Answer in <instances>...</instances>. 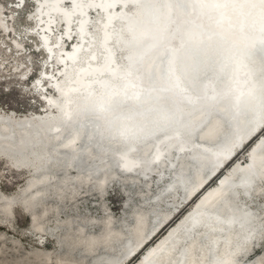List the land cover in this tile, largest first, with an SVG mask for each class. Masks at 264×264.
Listing matches in <instances>:
<instances>
[{
  "label": "bare ground",
  "instance_id": "bare-ground-1",
  "mask_svg": "<svg viewBox=\"0 0 264 264\" xmlns=\"http://www.w3.org/2000/svg\"><path fill=\"white\" fill-rule=\"evenodd\" d=\"M148 1H154L156 5H158L161 13L155 33L162 34L163 25H168V28L165 32V38L161 41L159 47L153 51L151 58H149V55H146L143 64L133 70L131 59L129 58L133 48L125 46L132 44L138 32H142V30L136 27L137 21L151 17V13L149 12L151 9L146 8ZM14 2L16 3L11 4L12 11L26 6L25 0H15ZM32 2L34 9L30 12L33 18L29 33L30 37L36 39L35 49L44 54L46 59L45 63L51 62L53 64H58V67L48 65L47 68H45L44 63L41 73L33 80L36 88L41 87L43 90L41 94L45 100L42 104L43 109L36 112L34 115H44L50 109L53 111L56 109L58 112L57 115L51 114L39 119L48 120V123L44 126V132L56 140L52 146L53 150H56L55 146L68 147V150L66 149L63 155V163H69L70 165H68L67 169L70 168V170H73V176H76L73 178L72 182H70L73 185V187H70L72 195L70 200H75L81 189L83 187H89L92 183L90 180L97 177L99 179L97 184L99 188H101L98 189V191L99 193L104 192L106 187V185H104L106 182V175L98 174L93 177L92 172L96 170L98 165H103L106 162L104 158H106L108 154L111 155L113 152L117 153L110 159L116 162L119 157L125 158V160H127L126 163L123 159H120V161L127 166H133L141 160L144 161L145 165H148L156 156L164 154L170 147L172 151H169L170 155H166V159H164L162 163L172 155L174 148L178 150L187 149L184 151V154L187 153L196 156L207 155L212 163H219L217 166L213 165L210 169L201 173L194 171V173H192L193 178L191 179L193 181L190 183L184 200L190 199L185 203H183V200L182 204L177 205L175 212L171 210L163 214L159 223L147 228V219L145 220L146 217L144 216V218L141 214L136 219V226L133 234L135 241H132L133 244L130 245L129 249L124 254L128 256V258L125 262H123V260H118L116 264H127L142 251V256H140L135 264H237L249 258L255 250V247L253 249L254 244L252 241V237H255L254 232L260 233L261 226L264 225V210L262 208H255V210L252 206L247 204V199H241L240 195L236 192H230L229 187L234 188L240 185L245 191L253 188L255 194L261 196L264 194L262 190L264 180H261V182L251 187H248L250 185H246L245 177L243 176L237 175L229 184L227 180L235 174L234 172L236 170L247 171V169L251 168L255 149L264 142V133H262L264 125L239 149L236 148V144L254 131L253 129L257 127L255 125L264 115V111H260L257 115L252 112L250 114V123H248L247 127L243 131L238 130L230 134L229 138L223 143L208 142L207 138L219 132L217 123L219 121L217 118L220 115L219 112H221V114H226V120L233 118V116H235L232 108L235 104L234 101L241 92L249 89L257 82L256 80H247V77H249L247 67L250 70L252 67L251 64L248 62L247 67H242V64L244 65L247 62L246 54H249L251 47L249 49L247 45H238L239 47L235 49L231 45L232 39H230V36L225 37L217 33L212 35L213 37L211 38L210 35L206 42V45L208 44L210 49L204 50L207 53L208 59L203 61L204 64L199 65L200 68L198 72L195 73L197 75L193 86L195 88L197 86V88L193 90L186 82L177 83L175 75L171 77L169 73L171 67L170 53H173L175 50H180V53L186 54L185 46L180 49L182 37L178 35L175 36L177 31L176 26L179 22H182L185 28L189 27L191 24L184 17H179L177 12L179 13V11L183 9V12L188 11L190 14L195 13L194 6L196 0H187L186 6L181 7V9H179V6L178 10H175L177 11L176 13H174V9H170L169 0H32ZM181 2H183V0H181ZM143 9L145 11L141 12ZM92 13H94V15H92ZM0 20L2 27L9 31L10 25L4 22V17H0ZM168 20L172 21L171 26L167 23ZM216 23L217 21L215 18H212L209 22V27L212 28L213 31H216L213 27L218 26ZM13 29L14 30L9 32V35H11L13 31H15L17 35L18 30L15 28ZM59 30H61V32H59ZM251 32L254 33L256 30L254 29ZM16 35L13 36L14 45L17 47L16 51L21 52V55L27 56V47L24 46L25 39ZM171 38H173V40L170 42ZM150 40L153 41V38L148 36L142 38V42L136 49L145 47L149 44ZM67 42H70L68 47H66ZM229 47L232 48L229 52H226ZM119 49L122 50V55L124 57L121 61L118 60L117 51ZM202 51L203 49L199 51L200 56H203L201 54ZM253 52H255L256 57L259 58L258 60L264 64V41L260 45L255 46ZM110 54L114 56V64L110 63ZM229 54L231 57H229ZM156 55L157 58H155ZM185 58H187V56H185ZM195 58L194 56V59ZM205 62H207V64ZM186 64L187 62L184 60L181 68L177 66L178 71H180V69L185 70ZM146 67L151 71L148 82H139L140 76L144 75ZM209 69L210 71H208ZM21 73L27 77V71L23 70ZM179 73L180 72H178V74ZM157 76L160 78L159 81L157 80ZM44 79H47L46 83L49 82L52 85V88H48L50 92L44 91L46 85L45 82L43 83ZM258 79L263 81L264 70L258 74ZM165 80H167L169 90L164 94H159L158 100L152 103V105H149V101H145L144 98L149 96L150 99L154 100L151 96L153 94H158L157 88H162ZM129 81L133 82L131 87H128L130 86L128 85ZM175 84H177V86ZM139 86H141L142 90L146 89L143 93L144 95H142V100H144L137 104L134 103L135 105H133L131 100L134 99L135 94H137L136 92L139 91ZM211 87L212 90H209ZM218 91L222 94V99L219 100L218 103L214 102L207 104L206 107L203 106V103L208 100L205 98L209 96L213 98ZM113 94L115 95V97H113L115 99L112 98L113 100L108 108L110 110L111 107H113L116 109L113 111L117 112L107 115L109 110L107 111V108L99 109L98 106L109 100ZM173 100H179L181 103H185V100L190 102V104L186 106V110L188 111L189 109L193 112L181 115L180 117V123L188 119L191 121L186 127L188 132L187 130L185 131L188 135L192 133L191 130L198 128L197 126H201L206 116L205 108L209 110L211 115H214V118L205 122V124L197 130L200 134L199 137H193L190 140L180 138V136L179 138H174V134H180L178 124L174 122L171 127L162 130L161 133L155 134L151 139L141 144L140 152L136 154L129 153L134 146V133H128V135H126V133H123L124 135L118 134V132L123 131V129H120V125L127 126L130 122V120L125 121V115H128L132 111L139 112V110H142L145 112V109L149 108L147 111L149 114L146 120L152 122H148L149 127L145 128V132H154L160 127L158 120L161 118L162 112L171 108L170 105H173ZM197 105L198 107L194 108V106ZM83 109L85 111H82ZM72 110L81 112L79 113V117L80 114L88 112L91 115L90 119H92L90 124H93L89 134L93 135L94 139L101 136L102 139H105V145L108 144L111 145V147L106 150H104L105 147L89 150V142H86V144H76V139L79 134L77 126H71L64 135H61L62 139H60V133L56 130L61 127V124L69 122L66 116L71 114ZM79 117L73 118L76 125L79 121ZM120 117H122V120H120ZM100 118L103 119V121H100ZM39 119L37 120V125L39 124ZM30 123L29 121L24 122L26 127L22 130L21 134L7 128L5 137L8 139L11 135H15L17 138L23 139V136L28 134L29 140L32 142H39V130L36 125L32 129H29L27 125H31ZM134 124L139 125L137 127L139 128L142 125V120L136 117L134 119ZM2 126L3 125L0 124V127ZM227 129L223 130L224 134L229 131V129ZM114 139H117L116 143H113L115 142ZM251 142L253 143L247 150L248 157L244 160L238 159L234 161L239 152L245 149ZM71 144H73V148L75 149L90 151V159H87L85 164H81L80 162L74 165L71 164L69 159L73 151L70 146ZM112 144L115 145L112 146ZM37 146L38 147L31 148L30 152L32 156L39 157V145ZM47 153L50 155L51 152L48 150ZM261 155L264 157V152L261 153ZM3 157L13 163V157H8L7 155ZM14 158L17 162L23 164V162H20L19 158ZM227 159L229 160L227 161ZM181 163H183V160H181ZM223 163L225 164L211 177ZM229 164L231 165L227 168ZM30 168L35 172L33 166ZM226 168L227 171L222 173ZM27 169L26 171L30 172V178L25 184V188L30 187L32 189L33 184L36 182H39L43 178H51L54 176L53 172L47 171L44 174H37L30 171L29 168ZM263 170L264 160L262 162L259 161L254 169L252 168L251 171H248V175L259 176L258 174L262 173ZM65 173L66 171L63 172V174ZM82 173L84 175H82ZM76 178H81V180L74 183ZM215 178H217L216 183L210 185ZM59 179L65 182H69L70 180L66 175ZM25 188H23V191H21L18 196L19 198L22 197L23 200L25 198H31L39 191V188H35L32 189V192L23 196L22 194ZM2 197H5V195L0 192V198ZM191 202V207L184 212L179 219L171 224L155 243L149 245L175 220L184 207ZM7 206H10V203L9 205H2L4 208H7ZM21 207L26 214L30 215L31 222L36 226L35 232L40 235L39 245H44L45 242L43 237L47 232L42 228L43 221L37 219L36 212L29 211L23 204H21ZM11 216L12 215L9 217ZM44 221L46 222V219H44ZM258 224H260V227ZM79 225L78 229H81L80 233L74 235L73 232H71L69 238L79 241L76 242L77 244L91 243L94 246L91 247L92 252L97 248V246L94 245L96 242L104 241L107 235L112 234L109 233L110 229L107 227L105 229L106 231L102 230L100 233H90L84 231L85 227H82L84 226L83 222H80ZM101 227L103 229L104 225L101 224ZM179 227L184 228L182 233H177ZM53 234L54 237H56L55 232H53ZM53 241L54 243L56 242L54 252H57V260L52 264H61L63 260H67L71 264L78 263L72 253L66 258L56 249L58 248L57 238H54ZM129 242L131 241L129 240ZM244 248L246 252L242 253ZM33 257L38 264H43L44 261H46V264H49L52 259L51 253L44 250L35 252V256L33 255Z\"/></svg>",
  "mask_w": 264,
  "mask_h": 264
},
{
  "label": "water",
  "instance_id": "water-1",
  "mask_svg": "<svg viewBox=\"0 0 264 264\" xmlns=\"http://www.w3.org/2000/svg\"><path fill=\"white\" fill-rule=\"evenodd\" d=\"M169 1L171 4L170 9L172 10L174 9L173 11L174 13H176L177 11L175 10H178V7H179L176 5V0H169ZM195 3H196L194 6L195 13L190 14L188 13V11L183 12V9H181V7H179V9H181L179 13L177 12L179 17H184L186 20H188L191 23L189 27L187 28H185V25L182 22H179L176 26L177 31H176L175 36L178 35L182 37V45L180 49L183 46H185V53H186V54H182L180 53V50L179 51L175 50L173 53H170L171 67H170L169 75L171 77H174L175 75V80L177 81V83L186 82L191 89L196 90L197 86L196 88L193 86L194 80H196V75H197L195 73L198 72V69L200 68L199 65L204 64L203 61L208 59L207 53L204 50L210 49V46L208 44L206 45V42L209 39L210 35H211V38L213 37L212 35L217 34V33L220 35H224L225 37L230 36V39H232L231 45L235 49H237L236 47H239L238 45L240 46L247 45L249 46V49L251 47V51H249V54H246V60H247V62L245 63L246 65L242 64V67H247L248 62H249L252 67L250 70L247 67V70L249 71L248 72L249 77H247V80L249 81L256 80L257 82L254 83L255 85L251 86L249 89L244 90L238 95L237 99L234 101L235 102L234 106H232L233 113L235 114L233 118H229L228 120H226V114H221V112H219L220 115L219 117H217L219 119V121L217 122L219 132H216L214 136L212 134V136H209V138H207L208 142L223 143L227 140V138H229L230 134H233L235 133V131H238V130L243 131L247 127L248 123H250V114L252 112L255 115H257V113H259L260 111H264V79L263 81L258 79V74L264 70V64L258 60L259 58L256 57L255 52H253L254 47L257 45H260L264 41V18H262L260 10L258 8H252V7L245 6L244 0H196ZM217 4L221 6L218 7L216 6ZM146 8L151 9V11L148 9L149 12L151 13V17L147 19L143 18V19H140V21H137L138 23L136 24V27L142 30V32L140 31L138 32V34L135 37V41L132 44H128L127 46H125V47L130 46L131 48H133V50H131V56L129 57L131 59L133 70H135V68L138 67L139 65L143 64L144 62L143 60L145 59L146 55H149V58H151L153 51L159 47L161 41H163V39L165 38V32L168 28V25H163L162 34L155 33V29H157V23L159 21V16L161 14L159 11V7L158 5H156L154 1H148ZM142 11H145V10L143 9L141 10V12ZM212 18H215L217 21L216 24L218 26L213 27L216 31H213L212 28L209 27V22ZM167 23H169V25L171 26L172 21L168 20ZM254 29L256 30V32L252 33L251 31ZM147 36L150 38H153V41L150 40L149 44H147L145 47L136 49L142 42V38L147 37ZM172 40L173 38L170 39V42ZM232 47L227 48L226 52H229V50ZM201 49H203L201 53L203 56H200L199 51ZM198 55H199V58H198ZM185 56H187V58H185ZM194 56L196 57L195 59H194ZM229 57H231L230 54H229ZM155 58H157V55L155 56ZM109 60H110V63L112 64L115 63L114 56L111 54L109 56ZM184 60H186L187 62L185 70L180 69V71H178L177 66L181 68L182 62ZM205 63L207 64V62ZM240 68H241V64H240ZM150 72L151 71L148 70V68L146 67L144 70V75L140 76L139 82L141 81L144 83L148 82V77H149ZM178 72L180 73L178 74ZM157 80L158 81L160 80L159 76H157ZM128 85H130L128 87H131L133 85V82L129 81ZM163 85L164 86L162 88L161 87L157 88L158 94H153L151 96L154 100L150 99L149 96H146L144 98L145 101L147 102L149 101L150 103L149 105H152V103L158 100L159 94H164L165 92H167V90H169V86L167 85V80L163 82ZM175 85L177 86V84ZM210 89L212 90V87L209 88V90ZM145 90H142L141 86H139V91L136 92L137 94H135L134 99L131 100L133 105H135L134 103L137 104L144 100V99L142 100V95H144L143 93ZM218 93L219 91L215 93L213 98L210 96L208 98H205V96L203 95L205 99H208L205 103H203V106L206 107L207 104L214 103V102L218 103V101L222 99L221 98L222 94L220 93L218 94ZM113 97H115L114 94L111 96V98H109V100L100 104L98 108L99 109L107 108V111H108L109 110L108 107L111 105L112 100L115 99ZM189 104L190 102H188L187 100H185V103H181L179 100L178 101L173 100V105H170L171 108L162 112V116H160L161 118H159L158 120L160 127L157 128L154 132H149V133L145 132V128L149 127L148 122H152V121L146 120L147 115L149 114L147 112L149 108L145 109V112H143L142 110H139V112L132 111L128 115H125V118H124L125 121L130 120V122L127 126L120 125V129H123V131L118 132V134L124 135L123 133H126V135H128V133L129 134L134 133L133 135H135L134 136L135 142H134V146L129 151V153L136 154L140 152L141 144L151 139L155 134L161 133L162 130H165L171 127L174 124V122H177L179 131H180V134H174L173 136L174 138H179L180 136V138L190 140L193 137H199L200 134L197 130L201 128V126L204 125L205 122H207L208 120H211V118H214V115H211L209 113V110L205 108L206 116L201 126H197L198 128L191 130V132L194 134L189 133L188 135L187 134L188 129L186 127L191 121H189L188 119L184 122L181 121L180 123V119H181L180 117L181 115H186V114L193 112L192 110H189V109L188 111L186 110V106ZM197 107L198 105L194 106V108H197ZM113 110H116V109L111 107V109L107 112V115H111V114H114V112H117ZM82 111H85V110L83 109ZM79 113L81 112H76L72 110L71 114H68L66 116L69 122L61 124V127L56 130L60 133L59 138L62 139L61 135L62 134L64 135L65 132L69 130L71 126H77L79 130V134L76 139V144L77 143L86 144V142H89L88 144L89 150L101 149L103 147H105L104 150H106L107 148H110L111 145H108V144L105 145L104 138L102 139L101 136H99L97 139H94L93 135L89 134L91 130L90 128L93 125V124H90L92 120L90 119L91 115L88 112H84L83 114H80V117H79ZM77 117H79V121L77 122V125H76L73 121L74 120L73 118H77ZM136 117L142 120V125L139 128H137L139 125L134 124V119ZM101 120L103 121V119L100 118V121ZM120 120H122V117H120ZM47 121L48 120L39 119V124L37 125L38 122H36L35 120H32L30 123L31 125H27L29 129H32L36 125L39 130L38 132L39 142L37 141L32 142L31 140H29L27 136L28 134H25L23 136V139L17 138V136L15 135H11V137L7 139L5 137V132L7 131V128L14 129L16 127H19V125L24 124V122L15 121L11 117H7V118L0 117V124L4 125V127L3 126L0 127V154L7 155L8 157L19 158L20 162H23V164L21 163L20 166H23V167L33 166V170H35L37 174H44L47 171L53 172V170L55 169H59L65 172L67 170L68 165H70L69 163L68 164L63 163V158H64L63 155L65 153V150L66 149L68 150V147L54 145L56 147V150L52 149L53 143H55L56 140H54V138H52L51 136H49L47 133L44 132V126L46 123H48ZM26 124H29V123H26ZM263 125H264V115L256 123L255 126L257 127L253 129L254 131H252V133H250L248 137H246L245 139L240 140L236 144V148L239 149L246 141L251 139L262 128ZM227 128L229 129V131H227L224 134L223 130H226ZM186 130L187 132H185ZM31 135H35V134H31ZM215 135H218V136H215ZM110 137H114V136H110ZM59 138H56V139H59ZM114 140L115 142L113 143H116L117 139H114ZM37 145H39V157L32 156V153L30 152L31 148L38 147ZM114 145L115 144H112V146ZM70 146L73 149V151L71 152L69 156V159L72 165L77 164L78 162H80L81 164H85L87 162V159H90L89 157L90 151L88 152V150L82 151L80 149H75L73 148V144H71ZM48 150L51 152L50 155H48L47 153ZM186 150L187 149L174 150L176 152H179V156L176 158L177 162L175 161L173 164H168L164 162L162 163V161L166 159L165 156L170 155L169 151L170 152L172 151L171 147L169 148L168 151L166 150L164 154H160L156 156V158H154V160L150 162V164L148 165H145L144 161L141 160L139 163L133 166H127L126 164H123L121 162H119V164H115L113 159H109L103 165H98L96 167V170L92 172V175L93 177L98 174L106 175V178H105L106 182L104 185H108L113 180V178L117 177V175L119 174V170H122L130 175L133 174L131 176L126 175L124 180L129 181V183L136 184L138 183V179L140 177L150 176L151 173L156 171L157 168L160 169L159 171L160 173H162V169L165 167L173 168L176 171V173L173 174V182L171 186L165 188L164 192H160L156 196L155 203L158 205L160 202H162V200H164L167 193L177 194V192H179L182 195L183 185H186L187 182H189V180L193 178L192 173H194V171L197 173H201L207 169H210L211 166L213 165L217 166L219 164L218 162L212 163L209 160V157L207 155H200V156L189 155V156H185L184 157L185 159H182L184 151ZM263 152H264V142L260 144L259 146H257V148L255 149L254 160L251 163L252 164L251 168L247 169V171L246 170L245 171L236 170L234 172L235 174L227 180V183L229 184L232 181V179L235 178L237 175L245 177L246 185H250L248 187L255 186V184H258L259 182H261V180H264V170L262 173L258 174L259 176H255V175L249 176L248 175V171H251L252 168L254 169L255 165L259 161L262 162L264 160V157L261 155V153ZM118 159L119 161L120 159H123L125 163L127 161L125 160V158H121V157H119ZM181 160H184L183 163H181ZM228 160L229 159H227V161ZM212 161H217V160H212ZM225 163L221 164L218 167V169L211 175V177L215 175ZM113 171L114 172L116 171V174L113 175ZM80 180L81 178H76L74 180V183H77ZM67 184L69 183L65 181H61L58 178L57 180H53V178H50V177L43 178L39 182H36L35 184H33L32 189L39 188V191H37V193H35L34 196H32L31 198H25L24 200L22 197L13 198V199H10L12 200L11 202H9L10 200L6 197L0 198V213L3 212L2 213L3 215H5L6 217H9L14 212L15 203H20V204L25 205V208H27L29 211L36 212L37 219L41 221L43 220L45 215H49L52 211L56 209L54 205L49 206L48 203H47V206H45V203L48 202L49 198L52 197L54 193L59 194L60 197L63 198L64 194L66 193L65 189L67 187ZM26 189H24L25 193L29 191L28 189L27 190ZM229 189H230L229 190L230 192H234V193L236 192L238 194L248 196V197L249 195L253 196L255 193L253 188L249 189L248 191H244V189L240 185L234 188L229 187ZM189 199L190 198L184 200L183 203H185ZM9 203H10V206H7V208L2 207L3 204L9 205ZM135 220H136V217H135ZM46 223L47 222L43 220L42 228H45ZM68 223L69 221H65V222L61 221L59 222L57 227L58 228L63 227V226L66 227ZM111 224L113 225L112 221L110 222L107 221L105 226L107 227ZM120 238H122L121 234L116 232V233L107 235L104 241L96 242V244H94L97 246L96 250L99 249L103 251V254L101 258L95 259L93 264H105V263L113 264L114 258H116L119 253L124 251V247L126 245V243L121 242ZM255 240H256V237L253 236L252 241H255ZM75 245H81L82 248H84L81 252H84V254H89L90 252H92L91 247H94L91 243L89 244L80 243V244H75ZM245 252L246 250L244 248L242 250V253H245ZM127 258L128 257H126L124 261H126ZM240 262L238 263L240 264Z\"/></svg>",
  "mask_w": 264,
  "mask_h": 264
},
{
  "label": "rangeland",
  "instance_id": "rangeland-1",
  "mask_svg": "<svg viewBox=\"0 0 264 264\" xmlns=\"http://www.w3.org/2000/svg\"><path fill=\"white\" fill-rule=\"evenodd\" d=\"M14 1L15 0H0V17H4V22L10 25V30L7 31L0 24V117H11L18 122H31L32 120H36L37 122L41 117L44 118L51 114L57 115L58 112L56 109L55 111L50 109L44 115H34L36 112L43 109L42 104L45 100L41 94L43 90L41 87L36 88L33 80L41 73L46 59L43 53L36 51V39L30 37L29 33L33 18V15H30V12L34 9L32 0H25V7L12 11L11 4H15L16 2ZM92 15H94V13H92ZM13 28L18 30L17 35L15 34V31L9 35V32L14 30ZM59 32H61V30H59ZM14 35L25 39L24 46L27 47V56L23 54L21 55V52L16 51L17 47L14 45L13 41ZM69 44L70 42H67L66 47H68ZM117 54L119 61L124 59L122 50L119 49ZM48 65L58 67V64L48 62L45 63V68H47ZM23 70L28 72L27 77L21 73ZM208 71H210V69ZM46 81L47 79H44L43 83H46ZM48 88H52V85L49 82L46 83L44 91L50 92ZM25 127L26 125L21 124L19 127L12 130L21 134ZM262 133H264V130ZM253 142L240 151L234 161L238 159H246L248 157L247 150ZM174 150L178 149L174 148L172 155L168 157L164 163L173 164L175 161L177 162L176 158L179 156V152ZM116 153L117 152H113L111 155L108 154L106 158H104V161L109 160L112 156L116 155ZM189 155L191 154H183L182 159H185L184 157ZM3 156L4 155L0 154V192L9 200L19 198V193L23 191L25 184L30 178V172L26 170H28L27 168H29L30 171L32 170L30 166H20V163L17 162L15 158H13L14 160H12V163L11 161L4 159ZM119 162L121 161L118 159L115 164H119ZM230 165L231 164H229L227 168ZM17 167L21 169H18ZM227 168L223 170L222 173L227 171ZM159 171L160 169L157 168L150 176L140 177L138 183L134 184L124 180L126 175L129 176L130 174L119 170L117 177L113 178V180L106 185L103 193H99L98 191V189H101L97 184V182H99L98 177L93 178L90 180L92 183L89 187H83L77 198L75 200H70V197H72L70 187H73L70 182L76 177L73 176L74 171L69 168L66 170V173L63 174L62 170L55 169L53 171L54 176L51 177L53 180H57V178L59 179L66 175L71 181L69 180V184H67L65 189L66 193L63 198H61L59 194L54 193L52 197L49 198L48 202L45 203V206H47L48 203L49 206L54 205L56 209L49 215H45L43 218V220L46 219L47 222L44 228L47 232L43 237L45 242L44 245H39L40 235L35 232L36 226L31 222L30 215L22 210L23 208L20 203H15L14 212L11 214V217L8 218L0 213V264H38L33 255L35 256V252L43 250L51 253L52 259L49 264H52L57 260V252H54L56 243L53 241L54 238H57L58 248L56 249L60 251L64 257L67 258L69 257V254L72 253L75 259H77V264H93L95 259L102 257L103 251L97 249L92 253L84 254V252H81L84 248H82L81 245H75L77 244L76 242L79 241H75L74 239L69 238V236L71 232H73L74 235L80 233L81 229H78L80 222H83L84 226L81 225L82 227H86L84 229L85 232L100 233L102 230L104 231L106 229L105 224L107 221H112L114 225L111 224L107 226V228L110 229L109 233L113 234L118 232L123 238H120L121 242L126 243L124 251L114 258L113 264H116L118 260H123V262H125L124 259L128 256H125L124 254L135 241L133 235L136 226L135 217L137 219L142 214L143 217H146H144L145 220L149 219L148 221L146 220L147 228L159 223L163 214L168 213L171 210H174L173 212H175L176 206L182 204L190 183L193 181L189 180L186 185H183L182 195L179 192H177V194L167 193L164 200L157 205L155 203L156 196L160 192H164L166 187L171 186L173 182V174L176 173L175 169L169 167L163 168L162 173ZM114 174H116V171H113V175ZM82 175L84 174L82 173ZM216 180L217 178H215L210 185L216 183ZM27 189L29 191L25 193L24 190L22 194L23 196L33 191L30 187ZM262 190L264 191V186ZM239 195L241 199H247V204L249 206H252L254 209L262 208L264 210V194L257 196L254 193L253 196L249 195V197L241 194ZM11 201L12 200H10V202ZM191 205L192 202L184 207L175 220L171 222L149 245L155 243L165 230L179 219V217H181ZM61 221H69V223L66 227L63 226L58 228L57 226ZM101 224L104 225L103 229ZM258 225L260 227V224ZM183 231L184 228L179 227L177 233H182ZM53 232H55L56 237H54ZM254 233L256 240L253 241V249L255 247V250L249 258L242 260L240 264H264V225L261 226L260 233ZM73 234L71 235L74 236ZM129 240L131 242H129ZM142 252L135 256V258L131 259L127 264H135L140 256H142ZM43 264H46V261H44ZM61 264L71 263L67 260H63Z\"/></svg>",
  "mask_w": 264,
  "mask_h": 264
},
{
  "label": "snow or ice",
  "instance_id": "snow-or-ice-1",
  "mask_svg": "<svg viewBox=\"0 0 264 264\" xmlns=\"http://www.w3.org/2000/svg\"><path fill=\"white\" fill-rule=\"evenodd\" d=\"M187 0H176V5L183 7L186 6ZM244 5L252 8H258L260 10L262 18H264V0H244ZM171 6V4L169 5ZM216 6H221L217 4ZM226 6V5H225Z\"/></svg>",
  "mask_w": 264,
  "mask_h": 264
}]
</instances>
